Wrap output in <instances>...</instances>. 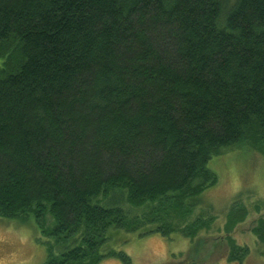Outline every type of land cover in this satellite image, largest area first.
Masks as SVG:
<instances>
[{"label":"trees","instance_id":"16d2710c","mask_svg":"<svg viewBox=\"0 0 264 264\" xmlns=\"http://www.w3.org/2000/svg\"><path fill=\"white\" fill-rule=\"evenodd\" d=\"M0 59V216L54 220L40 264H131L110 228L169 234L209 160L264 139V0H0Z\"/></svg>","mask_w":264,"mask_h":264},{"label":"rangeland","instance_id":"374dc122","mask_svg":"<svg viewBox=\"0 0 264 264\" xmlns=\"http://www.w3.org/2000/svg\"><path fill=\"white\" fill-rule=\"evenodd\" d=\"M208 166L217 178L206 183L196 197L186 198L187 203H193L191 211L169 234L155 230L153 224L136 230L110 228L101 251L121 250L130 257L131 264H183L188 261L264 264V240L253 229L260 219L264 220V139L254 146L244 144L221 149L219 156L209 160ZM124 204L132 214L141 215L146 210V207H131L126 201ZM239 205L246 208L247 214L228 232L225 230L227 212ZM44 217L45 225H38L33 213L11 218L0 216V264H40L46 260L50 249L53 254L63 250L56 246L51 234L42 231L55 224L48 214H44L43 220ZM211 217L208 226L199 225L191 239L182 231L198 219L205 221ZM228 238L247 249L241 260L227 259L231 249ZM96 264L123 263L118 257H104Z\"/></svg>","mask_w":264,"mask_h":264}]
</instances>
